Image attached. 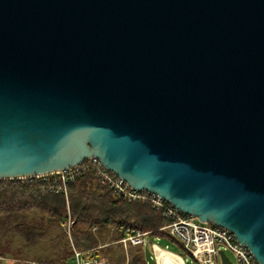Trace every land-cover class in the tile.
<instances>
[{"label":"water","instance_id":"obj_1","mask_svg":"<svg viewBox=\"0 0 264 264\" xmlns=\"http://www.w3.org/2000/svg\"><path fill=\"white\" fill-rule=\"evenodd\" d=\"M91 158L264 264V0H0V180Z\"/></svg>","mask_w":264,"mask_h":264},{"label":"trees","instance_id":"obj_2","mask_svg":"<svg viewBox=\"0 0 264 264\" xmlns=\"http://www.w3.org/2000/svg\"><path fill=\"white\" fill-rule=\"evenodd\" d=\"M67 192L50 191L46 180H0V261L73 264L77 250L104 264H150L151 251L143 245L125 249L127 229L148 233L150 240H173L160 231L170 223L163 211L113 197L91 166L67 184ZM68 214L73 220L71 239L61 225ZM154 250L157 264H183L166 249L155 245Z\"/></svg>","mask_w":264,"mask_h":264},{"label":"built area","instance_id":"obj_3","mask_svg":"<svg viewBox=\"0 0 264 264\" xmlns=\"http://www.w3.org/2000/svg\"><path fill=\"white\" fill-rule=\"evenodd\" d=\"M88 161V164L82 163L79 167L69 171L19 180L22 182L46 180L50 191H62L67 196V184L75 181L84 168L91 166L95 169L97 178L107 186L113 197L123 199L129 203L146 202L155 210L163 211L170 223L162 227L160 231L166 232L198 263L221 264L219 252L224 250L233 254L235 258L234 264H261L254 257L251 250L240 243L236 236L227 229L210 223H202L194 216L183 214L163 198L144 190L139 191L132 188L124 179L113 174L96 158L88 159ZM58 181L60 182L59 184ZM61 225L71 239L73 220L70 214L65 221L61 222ZM147 239L148 233L129 228L127 229V237L122 242L125 246H145ZM74 252L73 264H104V261L101 260L85 258V252L77 250H74ZM180 258L182 263L186 264L183 258Z\"/></svg>","mask_w":264,"mask_h":264},{"label":"rangeland","instance_id":"obj_4","mask_svg":"<svg viewBox=\"0 0 264 264\" xmlns=\"http://www.w3.org/2000/svg\"><path fill=\"white\" fill-rule=\"evenodd\" d=\"M69 215V214H68ZM65 221V220H64ZM64 228V227H63ZM73 229V228H72ZM67 233V232H66ZM147 246L151 248L154 245H157L161 248H164L170 252H173L183 258V260L186 262V264H200L198 263L192 256H190L188 253H186L181 246L175 241L168 238H156L153 237L152 240L150 238L147 239ZM125 249L128 250V246H125ZM127 253V251H126ZM227 256L230 258V260L235 263V258L233 254L229 251H226ZM154 260L156 261V256L154 255ZM0 264H14L12 260H2L0 261ZM150 264H153V259H150ZM157 264V261H156Z\"/></svg>","mask_w":264,"mask_h":264},{"label":"crops","instance_id":"obj_5","mask_svg":"<svg viewBox=\"0 0 264 264\" xmlns=\"http://www.w3.org/2000/svg\"><path fill=\"white\" fill-rule=\"evenodd\" d=\"M148 244H146L144 247L145 248H147V249H149L150 251H151V258L154 260V255H155V250H154V246L152 247V245H151V248H149L148 246H147ZM164 249V248H163ZM168 251V250H167ZM173 253V252H172ZM173 254H175V253H173ZM175 255H177V254H175ZM156 256V255H155ZM177 256H179V255H177ZM179 257H181V256H179ZM155 261V260H154ZM157 261V260H156ZM156 261H155V264H156Z\"/></svg>","mask_w":264,"mask_h":264}]
</instances>
